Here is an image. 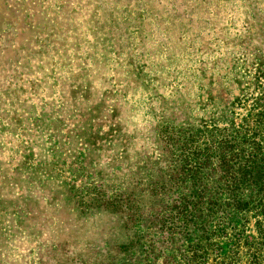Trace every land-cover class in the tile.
Segmentation results:
<instances>
[{"label":"rangeland","instance_id":"rangeland-1","mask_svg":"<svg viewBox=\"0 0 264 264\" xmlns=\"http://www.w3.org/2000/svg\"><path fill=\"white\" fill-rule=\"evenodd\" d=\"M234 137L264 138V0H0V264H264Z\"/></svg>","mask_w":264,"mask_h":264},{"label":"trees","instance_id":"trees-1","mask_svg":"<svg viewBox=\"0 0 264 264\" xmlns=\"http://www.w3.org/2000/svg\"><path fill=\"white\" fill-rule=\"evenodd\" d=\"M231 140L229 142V154L225 155L224 159L231 169L224 179L227 184L225 190L228 189L230 193H234V198H236L240 208L248 209L250 204H253L264 220V138L261 141H251L250 147H253L254 150L246 153V149L240 147L243 141L240 143L235 137ZM238 191L240 195L254 192L255 198L242 200L236 194ZM261 224V232L264 237V225ZM232 227H235V225L232 224ZM195 255L198 254L194 252L193 256H186L187 262H192ZM257 255L258 253L256 254V260L259 257ZM256 260L253 262L254 264H258Z\"/></svg>","mask_w":264,"mask_h":264},{"label":"crops","instance_id":"crops-1","mask_svg":"<svg viewBox=\"0 0 264 264\" xmlns=\"http://www.w3.org/2000/svg\"><path fill=\"white\" fill-rule=\"evenodd\" d=\"M171 14H173V9H172V10H170V15H171ZM167 25L172 27V25H171L170 21H169V22H167Z\"/></svg>","mask_w":264,"mask_h":264}]
</instances>
